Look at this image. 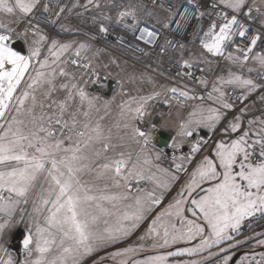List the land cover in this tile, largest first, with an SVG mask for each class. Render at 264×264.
Masks as SVG:
<instances>
[{
	"label": "snow or ice",
	"instance_id": "obj_1",
	"mask_svg": "<svg viewBox=\"0 0 264 264\" xmlns=\"http://www.w3.org/2000/svg\"><path fill=\"white\" fill-rule=\"evenodd\" d=\"M89 6L98 11L96 33H83L89 41L114 37L175 69L160 73L175 84L118 105L114 126L125 131L115 137L94 118L100 98L87 90L98 73L86 55L93 44L44 32L58 24L79 33L61 14ZM106 7L118 5L77 0L55 11L52 0H0V264H84L94 255L92 264H264V232L242 231L264 221V0L130 2V18L114 24ZM25 22L22 32L11 27ZM254 94L259 105L248 103ZM114 100L103 103L106 112ZM155 101L189 109L171 129L170 160L150 147L152 133L166 128L147 119ZM200 129L213 138L197 139ZM19 223L26 234L13 252Z\"/></svg>",
	"mask_w": 264,
	"mask_h": 264
},
{
	"label": "rangeland",
	"instance_id": "obj_2",
	"mask_svg": "<svg viewBox=\"0 0 264 264\" xmlns=\"http://www.w3.org/2000/svg\"><path fill=\"white\" fill-rule=\"evenodd\" d=\"M69 1V7L73 3H75V0H68ZM165 2V0H162ZM103 3L106 5L109 3H115L118 5V7H113L110 11L105 8V11H107V14L113 18L112 24H114L115 19H117L119 13H128V8L126 7L130 2L131 3H136V4H144V5H149L145 3L142 0H102ZM89 11L85 12L84 9L81 11L84 13L83 17H77L75 16L76 20L79 22V28L82 31H86L87 33H93L96 32V28L92 26V17L98 14L97 9L93 8L92 6H89ZM7 23V21H5ZM64 23L68 24L69 22L64 21ZM107 23V22H106ZM143 23V21H142ZM112 24H108V26L111 28ZM73 26V24H71ZM59 27V25H57ZM150 26V22H149ZM11 27L16 29V31L22 32L25 26L22 24L16 25L12 24ZM27 27V26H26ZM74 28V27H73ZM45 33H48L47 31L44 30ZM51 34V33H49ZM53 38L60 39L61 41H70L73 39H77L76 36H63V35H55L51 34ZM104 40L108 41V43L111 45L112 49H117L119 52L122 54L126 55L129 59H124L122 57H119L117 54H114L113 52L106 50L105 48H98V47H93L92 51H89L86 53V55L89 58H92V66L93 68L98 69V73L100 75H105L107 77L112 78L113 80H121L123 81V92L126 93V95H120L119 93L121 92V89L119 85L116 83V86L113 88V91L109 96H105L104 94L96 93L93 91L88 90L92 95L98 96L100 98V102L98 104V107H100V111L98 113L94 114L95 119H100V117H103V119H100V123L105 126V129L111 127L112 133L114 137L116 135H123L124 134V129L120 128L117 129L114 125L117 123L119 116V107L118 105L123 103L124 101L130 99L132 96H142V95H148L149 93H152L154 91H159L160 90V85L165 83L158 77H156L154 74L145 71L143 69L137 68L134 66V64L130 61H139V60H145L146 57L142 56L139 53H135L131 50L130 47L124 45V44H115L114 43V37L110 36H103L102 37ZM32 37L29 34L28 40L29 42L31 41ZM78 40V39H77ZM80 42H84L79 40ZM50 42V41H49ZM18 46L22 48L23 51H21L19 48V51L22 52V54H27V45L24 43L23 40H21ZM109 45V46H110ZM99 49V54L95 57H93V52L97 51ZM42 52L46 54V48H42ZM43 58V57H41ZM167 58V57H165ZM115 60L116 63H112V61ZM107 65V67H105ZM119 65V67H117ZM83 71V70H80ZM209 76H211V73H208ZM253 77L256 76V73L251 74ZM86 80L88 79L87 76L84 77ZM149 78H151L153 81H155V85L152 83H149ZM143 81V82H142ZM113 97H115L114 102L110 104V107L108 111L106 112L105 109L103 108V103L105 101H113ZM161 100L163 97L160 98ZM188 116V114H183L178 108H175L170 119L166 120L165 122H168L169 120L174 121L177 120V124L185 119ZM149 119V116L147 117ZM163 122V121H162ZM161 122V123H162ZM161 123L159 125H161ZM141 125V124H140ZM197 139H202V140H211L212 135L210 132H208L206 129H200L199 130V135L197 136ZM126 146L128 150L131 151H138L139 150V145L131 142V141H126ZM150 147L154 148L155 150H160L158 147L155 145L151 144ZM185 151L187 150L186 148L184 149ZM161 151V150H160ZM165 152H167L169 155H173L170 149L165 148ZM179 185H173L172 189H170V193L165 194V198L162 200V204L164 206H167L168 201L176 194V189H178ZM158 209H154L153 212L157 211ZM151 220H147L141 228H139L136 233L131 237V239L128 242H125L123 246H127L128 243H131L133 240L137 238L140 234H142L147 227V224L150 223ZM252 229H255L256 232H264V221L259 220L258 218L253 220L250 224L246 223L242 231L245 234H251ZM23 234H26V228L24 223H19L10 233V244H11V250L13 252H16V249L20 243V239ZM120 245H113L111 249L109 250H116L117 247ZM99 255H106L105 251H101ZM143 255V254H142ZM98 258L97 256L94 255V257L89 258L86 257L84 260V264H92L93 259ZM182 259L187 260L188 257H183ZM108 264H114L113 261H109Z\"/></svg>",
	"mask_w": 264,
	"mask_h": 264
},
{
	"label": "built area",
	"instance_id": "obj_3",
	"mask_svg": "<svg viewBox=\"0 0 264 264\" xmlns=\"http://www.w3.org/2000/svg\"><path fill=\"white\" fill-rule=\"evenodd\" d=\"M147 4H151V0H142ZM78 2L82 5L84 3H86V0H78ZM158 2H163L162 0H158ZM52 3L54 5V10L58 11L60 7H65V8H69V1L68 0H52ZM75 3H77V0H75ZM83 10V7H78L76 9H73V13L72 14H68L67 12L62 13L61 16H68V20H65L67 22H69L70 24H73L74 29L77 28L79 26V22L76 20L75 18V13L76 12H81ZM255 15V13H253ZM117 18H122V19H129L130 17L125 14V13H119ZM40 23L43 24V16H40ZM51 19H56V17L54 15H52L50 17ZM23 25L26 27L28 26L27 23H23ZM58 25V24H57ZM57 25H44V30L47 31L48 33L51 34H55V35H63V36H76L78 40L84 41V42H89L93 44V47H98V48H105L106 50H109L111 52H113L114 54H117L119 57H122L124 59H129L126 55L122 54L121 52H119L117 49H112L111 45L108 43V41L104 40L101 35H97V38L95 41H89L88 40V36L84 35L83 33L86 31H80L79 33L73 31L72 33H62L59 30V27ZM96 32L93 33H88L89 35L95 34ZM110 45V46H109ZM128 46V45H126ZM129 47V46H128ZM157 58L154 55H149L148 57H146L145 60H139V61H130L134 64L135 67L143 69L145 71H148L152 74H154L156 77L160 78L165 85H170V84H175L177 81H173L170 79H166L165 76H167V74L169 72H171V74L174 76L175 75V69L174 68H169V65L167 63V58H164L165 63L163 64L162 67H158L157 63H152V61H155ZM165 73V76H161L160 73L161 72ZM196 75H201V73L197 70L196 71ZM102 79H104V81H102ZM112 79L110 77H107L105 75H100L99 73H97V76H93L92 80L95 81L94 83H90L87 86V89H93V92H96L97 94H104V92L107 89V80ZM113 80V79H112ZM116 80H114V87L116 86ZM191 86V85H190ZM113 87V88H114ZM255 100L256 104L259 105V100L256 97V95H253V98L251 100L248 101L249 104H252L253 101ZM176 107H172L171 109H169L167 106H163L159 103V101H155L152 102V106L149 107L148 111L151 113V115L149 116V120L154 121V123L156 125H159L162 121H166L168 119H170L174 109ZM180 110V109H179ZM183 114H188L189 109L185 108L183 110H180ZM140 127L144 128L146 127L145 124H141ZM158 131L159 128L154 131L152 133V144L155 145L156 147H158L161 151L165 152V149H162L159 146V142H158ZM213 138V137H212ZM169 160L171 159V155L168 154ZM167 166V162H165V165Z\"/></svg>",
	"mask_w": 264,
	"mask_h": 264
},
{
	"label": "water",
	"instance_id": "obj_4",
	"mask_svg": "<svg viewBox=\"0 0 264 264\" xmlns=\"http://www.w3.org/2000/svg\"><path fill=\"white\" fill-rule=\"evenodd\" d=\"M102 81H104V79H102ZM107 82V89L106 91L104 92V95L105 96H109L111 94V92L113 91V87H114V80L112 79H109L106 81ZM90 91H93V89H90ZM158 142H159V146L162 148V149H165L167 148V145L169 144L170 142V137H171V134L164 131V130H159L158 131Z\"/></svg>",
	"mask_w": 264,
	"mask_h": 264
},
{
	"label": "crops",
	"instance_id": "obj_5",
	"mask_svg": "<svg viewBox=\"0 0 264 264\" xmlns=\"http://www.w3.org/2000/svg\"><path fill=\"white\" fill-rule=\"evenodd\" d=\"M257 2H258V0H257ZM181 113H182V112H181ZM176 122H177V120H174V121L169 120L168 122L163 121L161 124H164V125L166 126V128H159V130H164V131L170 133L171 136H172V135H174V132L171 131V129L175 128V126L177 125ZM170 143H172V140H171V139H170L169 144H170ZM167 148H168V147H167Z\"/></svg>",
	"mask_w": 264,
	"mask_h": 264
},
{
	"label": "bare ground",
	"instance_id": "obj_6",
	"mask_svg": "<svg viewBox=\"0 0 264 264\" xmlns=\"http://www.w3.org/2000/svg\"><path fill=\"white\" fill-rule=\"evenodd\" d=\"M17 44L19 45L20 43H17ZM17 44H16L17 49L19 48L21 51H23L22 48L19 47L20 45L18 46ZM19 49H18V50H19Z\"/></svg>",
	"mask_w": 264,
	"mask_h": 264
}]
</instances>
